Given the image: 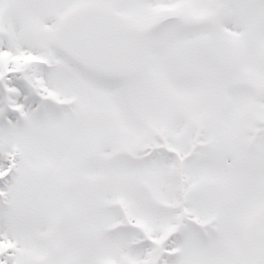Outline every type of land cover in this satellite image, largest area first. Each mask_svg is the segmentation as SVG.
<instances>
[{
  "label": "snow or ice",
  "instance_id": "snow-or-ice-1",
  "mask_svg": "<svg viewBox=\"0 0 264 264\" xmlns=\"http://www.w3.org/2000/svg\"><path fill=\"white\" fill-rule=\"evenodd\" d=\"M0 264H264V0H0Z\"/></svg>",
  "mask_w": 264,
  "mask_h": 264
}]
</instances>
